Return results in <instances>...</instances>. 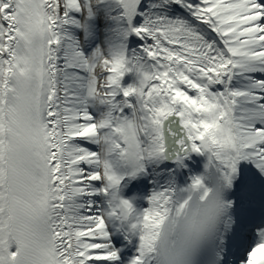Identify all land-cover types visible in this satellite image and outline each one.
Masks as SVG:
<instances>
[{
	"label": "snow or ice",
	"instance_id": "1",
	"mask_svg": "<svg viewBox=\"0 0 264 264\" xmlns=\"http://www.w3.org/2000/svg\"><path fill=\"white\" fill-rule=\"evenodd\" d=\"M0 264H264V0H0Z\"/></svg>",
	"mask_w": 264,
	"mask_h": 264
}]
</instances>
